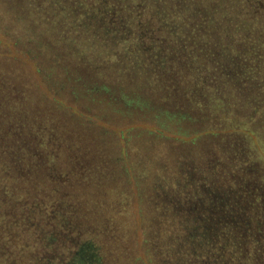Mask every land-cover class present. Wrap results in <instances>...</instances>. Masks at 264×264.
<instances>
[{
    "label": "trees",
    "instance_id": "obj_1",
    "mask_svg": "<svg viewBox=\"0 0 264 264\" xmlns=\"http://www.w3.org/2000/svg\"><path fill=\"white\" fill-rule=\"evenodd\" d=\"M11 1L97 74L115 72L158 98L169 120L221 130L201 161L180 165L170 197L178 264H264V0ZM23 156L16 166L28 173ZM17 202L23 218L15 236L0 229V264H98L93 236L62 200Z\"/></svg>",
    "mask_w": 264,
    "mask_h": 264
},
{
    "label": "rangeland",
    "instance_id": "obj_2",
    "mask_svg": "<svg viewBox=\"0 0 264 264\" xmlns=\"http://www.w3.org/2000/svg\"><path fill=\"white\" fill-rule=\"evenodd\" d=\"M116 74H97L17 3L0 0V195L10 191L0 198V229L15 236L20 198L31 206L62 200L105 264H170L181 229L170 199L180 165L201 161L224 135H211L221 130H206L203 119L169 120L158 98ZM20 155L31 173L16 166Z\"/></svg>",
    "mask_w": 264,
    "mask_h": 264
},
{
    "label": "water",
    "instance_id": "obj_3",
    "mask_svg": "<svg viewBox=\"0 0 264 264\" xmlns=\"http://www.w3.org/2000/svg\"><path fill=\"white\" fill-rule=\"evenodd\" d=\"M63 206V205H62ZM71 214H72V211H71ZM71 214H70V218H69V220L71 221V222H73V223H78V225H79V229L81 230V231H83L82 229H81V225H80V219L77 217V216H71ZM69 215V214H68ZM178 245L180 246V244L178 243ZM179 246H178V248H179ZM177 248V253L179 252V249ZM97 256H98V260H97V263L98 264H105V258H104V256L102 255V253H101V250H100V248L98 249V254H97ZM175 256H176V254H175Z\"/></svg>",
    "mask_w": 264,
    "mask_h": 264
},
{
    "label": "flooded vegetation",
    "instance_id": "obj_4",
    "mask_svg": "<svg viewBox=\"0 0 264 264\" xmlns=\"http://www.w3.org/2000/svg\"><path fill=\"white\" fill-rule=\"evenodd\" d=\"M97 244V252H98V249L100 248L99 247V244L97 242H95ZM175 260V263L174 264H178V258H176V256L173 258ZM172 260V262L174 261Z\"/></svg>",
    "mask_w": 264,
    "mask_h": 264
}]
</instances>
